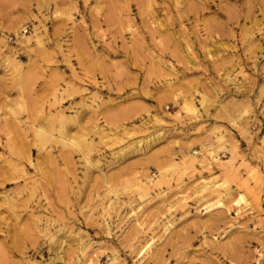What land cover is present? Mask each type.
<instances>
[{"label":"rangeland","instance_id":"rangeland-1","mask_svg":"<svg viewBox=\"0 0 264 264\" xmlns=\"http://www.w3.org/2000/svg\"><path fill=\"white\" fill-rule=\"evenodd\" d=\"M0 264H264V0H0Z\"/></svg>","mask_w":264,"mask_h":264},{"label":"bare ground","instance_id":"bare-ground-1","mask_svg":"<svg viewBox=\"0 0 264 264\" xmlns=\"http://www.w3.org/2000/svg\"><path fill=\"white\" fill-rule=\"evenodd\" d=\"M71 140V139H70ZM72 144L73 145H75V143H74V141L72 142ZM75 146H77V145H75ZM215 186V183H213V184H204V185H202V187H201V189L204 191V189H206V188H208V187H214ZM229 194L227 193V195L226 196H228ZM240 196H242V200H244V196L243 195H240ZM202 200V199H201ZM204 200V199H203ZM222 204V201L220 200V201H218L217 202V204H215L214 206H220Z\"/></svg>","mask_w":264,"mask_h":264}]
</instances>
